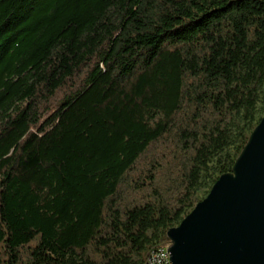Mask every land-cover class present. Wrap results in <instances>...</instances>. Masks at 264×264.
<instances>
[{
  "label": "trees",
  "instance_id": "16d2710c",
  "mask_svg": "<svg viewBox=\"0 0 264 264\" xmlns=\"http://www.w3.org/2000/svg\"><path fill=\"white\" fill-rule=\"evenodd\" d=\"M263 114L264 0H0V264H147Z\"/></svg>",
  "mask_w": 264,
  "mask_h": 264
},
{
  "label": "water",
  "instance_id": "95a60500",
  "mask_svg": "<svg viewBox=\"0 0 264 264\" xmlns=\"http://www.w3.org/2000/svg\"><path fill=\"white\" fill-rule=\"evenodd\" d=\"M166 237L171 264H264V114L231 172Z\"/></svg>",
  "mask_w": 264,
  "mask_h": 264
},
{
  "label": "built area",
  "instance_id": "2783aa9c",
  "mask_svg": "<svg viewBox=\"0 0 264 264\" xmlns=\"http://www.w3.org/2000/svg\"><path fill=\"white\" fill-rule=\"evenodd\" d=\"M169 242L155 248L147 264H171L169 253Z\"/></svg>",
  "mask_w": 264,
  "mask_h": 264
},
{
  "label": "rangeland",
  "instance_id": "374dc122",
  "mask_svg": "<svg viewBox=\"0 0 264 264\" xmlns=\"http://www.w3.org/2000/svg\"><path fill=\"white\" fill-rule=\"evenodd\" d=\"M258 109H260V105H258ZM206 190H200L196 193V197H195V200H196V204L198 203L199 200H203L205 197H206Z\"/></svg>",
  "mask_w": 264,
  "mask_h": 264
},
{
  "label": "bare ground",
  "instance_id": "6f19581e",
  "mask_svg": "<svg viewBox=\"0 0 264 264\" xmlns=\"http://www.w3.org/2000/svg\"><path fill=\"white\" fill-rule=\"evenodd\" d=\"M151 255H152V254H151ZM151 255L149 256V258H148V260H147V263L149 262Z\"/></svg>",
  "mask_w": 264,
  "mask_h": 264
}]
</instances>
